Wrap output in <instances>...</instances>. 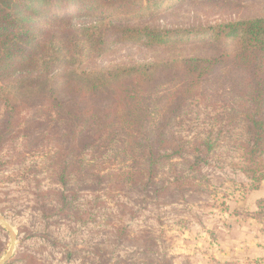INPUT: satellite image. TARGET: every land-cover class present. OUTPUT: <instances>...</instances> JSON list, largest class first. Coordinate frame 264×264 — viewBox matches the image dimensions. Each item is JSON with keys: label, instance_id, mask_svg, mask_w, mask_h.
<instances>
[{"label": "trees", "instance_id": "16d2710c", "mask_svg": "<svg viewBox=\"0 0 264 264\" xmlns=\"http://www.w3.org/2000/svg\"><path fill=\"white\" fill-rule=\"evenodd\" d=\"M184 1L0 0V151L23 133L32 145L51 138L49 165L66 188L111 150L127 166L123 173L157 189L159 172L173 158L194 169L205 162L203 144L178 137L174 127L190 100L210 89L232 100L230 118L247 137L246 174L261 183L264 15L205 28L146 23ZM124 46L153 57L83 68Z\"/></svg>", "mask_w": 264, "mask_h": 264}, {"label": "rangeland", "instance_id": "374dc122", "mask_svg": "<svg viewBox=\"0 0 264 264\" xmlns=\"http://www.w3.org/2000/svg\"><path fill=\"white\" fill-rule=\"evenodd\" d=\"M261 15L262 2L186 0L146 23L205 28ZM152 57L145 49L124 46L83 68ZM218 92L208 89L190 100L174 127L178 137L203 144L205 162L194 169L173 158L159 172L157 189L123 173L127 166L111 150L65 188L49 165L55 150L51 138L32 145L23 133V139L9 142L0 151V216L16 235L7 264L33 259L40 264H264V180L257 183L246 174V134L230 118L232 100ZM261 161L264 173V154ZM0 248L1 261L11 248L1 224Z\"/></svg>", "mask_w": 264, "mask_h": 264}, {"label": "water", "instance_id": "95a60500", "mask_svg": "<svg viewBox=\"0 0 264 264\" xmlns=\"http://www.w3.org/2000/svg\"><path fill=\"white\" fill-rule=\"evenodd\" d=\"M0 224L7 229L11 237V248L8 254L6 255V257L0 261V264H7L13 258L14 255L15 246H16V235L13 231V228L7 223V221L2 216H0Z\"/></svg>", "mask_w": 264, "mask_h": 264}]
</instances>
